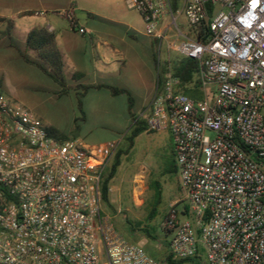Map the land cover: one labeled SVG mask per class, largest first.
Instances as JSON below:
<instances>
[{"label": "built area", "instance_id": "built-area-1", "mask_svg": "<svg viewBox=\"0 0 264 264\" xmlns=\"http://www.w3.org/2000/svg\"><path fill=\"white\" fill-rule=\"evenodd\" d=\"M124 3L157 52L164 44L197 67L199 99L175 90L166 63L145 117L148 130L170 135L195 223L170 211L162 223L170 259L201 253L206 264H264V0ZM60 15L85 33L71 8ZM118 144L54 140L0 93V264H172L125 240L100 209L101 177Z\"/></svg>", "mask_w": 264, "mask_h": 264}, {"label": "crops", "instance_id": "crops-1", "mask_svg": "<svg viewBox=\"0 0 264 264\" xmlns=\"http://www.w3.org/2000/svg\"><path fill=\"white\" fill-rule=\"evenodd\" d=\"M66 8L72 9L78 26L85 30L84 34L68 29L66 20L60 15ZM132 12L134 15L130 14ZM33 28H43L54 37L65 82V92L62 95L58 94L57 84L17 55L16 51L29 60L38 61L36 53L28 49L24 41L27 32ZM152 40L154 39L143 32L140 16L128 10L124 0H0V93L24 107L18 101L15 90L21 86L29 88L31 84L26 74L37 72L53 85L48 86L53 97L70 98L76 107L77 102H80V109L77 108L80 116L78 120L83 119L87 113L83 107L85 98L92 100L94 107L91 112L96 114L102 109L99 105L103 99L104 104L110 105L115 114L130 125L126 94L120 92L111 95L105 86L127 90L134 102L131 112L140 114L148 106L157 78L149 54ZM96 85L100 87H95ZM80 86H87V89L83 92ZM95 140L96 143H103L120 139ZM114 175L108 182V201L102 204L113 208L117 213L119 201L113 196ZM136 176L131 177V182ZM129 200L138 207V199L135 201L130 193ZM101 211L107 216L104 209ZM187 211L184 206L178 217L175 212L176 218L181 221L188 214ZM114 215L108 218L111 220ZM165 232L169 240L170 232Z\"/></svg>", "mask_w": 264, "mask_h": 264}, {"label": "rangeland", "instance_id": "rangeland-1", "mask_svg": "<svg viewBox=\"0 0 264 264\" xmlns=\"http://www.w3.org/2000/svg\"><path fill=\"white\" fill-rule=\"evenodd\" d=\"M130 14L134 15L133 12ZM177 21L180 31L187 34L183 17H178ZM156 58L159 64L169 63L172 66V62L181 57L172 50H166L164 44H161L158 52L156 51ZM26 76L31 86L16 88L18 101L44 125L57 130L67 139H75L86 144L96 143L95 139H120L116 149L121 152L120 165L112 181L115 188L113 196L119 201L118 212L104 206L101 201L100 209H104L107 217L115 214L110 221L125 240L140 246L152 258L164 260L167 254L168 235L163 231L162 223L170 211L173 209L178 217L181 209L187 207L188 214L182 219L195 227L184 193L179 187L177 173L174 171L172 141L167 130L147 129L133 139L130 149H126L123 136L129 124L124 123L110 105L104 104L103 99L99 105L102 109L96 114L91 112V108L94 107L92 100L85 98L83 107L87 113L83 119L78 120L80 116L76 105L70 98L53 97L48 88L49 85H53L48 79L37 72L27 73ZM10 85L13 87V84ZM196 93L200 94L198 88ZM148 113L149 108L146 106L136 116L145 120ZM112 158L102 175L106 173ZM135 174L137 176L132 183L131 177ZM129 193L135 201L138 199V207L130 202ZM180 264L206 263L200 253L195 259Z\"/></svg>", "mask_w": 264, "mask_h": 264}, {"label": "trees", "instance_id": "trees-1", "mask_svg": "<svg viewBox=\"0 0 264 264\" xmlns=\"http://www.w3.org/2000/svg\"><path fill=\"white\" fill-rule=\"evenodd\" d=\"M172 7L176 6L177 0H171ZM11 26V25H9ZM25 46L28 49L33 50L37 57L38 61L29 60L21 53L17 52L18 57L25 63L34 66L38 69L44 76L50 79L52 82L58 85L59 91L58 94L62 95L65 92V82L63 78V71H62V61L60 57V53L58 52L55 44H54V37L51 33L47 32L43 28H33L29 30L25 36ZM156 41L152 40L150 47H149V54L150 59L153 65V68L156 69L159 67V73L157 72V80L159 81L160 74L163 73L165 69V63L159 64L156 58ZM171 71L172 76L177 79V85H175V90L177 92L182 93L183 95L197 100L200 98V94L196 93L198 88V82L196 78L197 67L196 63L187 58H178L172 62ZM95 87H100L96 85ZM111 95H116L120 92L126 94L127 98V105L126 111L129 116L130 125L123 136L126 149H130L132 146L133 139L140 133L145 132L147 130L145 120L141 119L139 116L137 117L136 114L131 112V109L134 107L133 99L131 98L130 93L121 88L109 87L105 86ZM83 92L87 89V86H80L79 87ZM77 108L80 109V102H77ZM46 133L49 137L54 140L63 141L66 138L60 134L57 130L46 127ZM120 150H116L113 154L112 162L110 163L106 173L102 175L100 181V201L104 204L107 203V190H108V182L113 177L117 166L119 165V157H120ZM175 171V167H174ZM176 172V171H175ZM157 188V185L155 184ZM151 188V184H150ZM205 220V217H204ZM148 235V234H147ZM193 258H188L185 260H178L172 261L169 255H166L164 260L167 263L172 264H180L183 261H191Z\"/></svg>", "mask_w": 264, "mask_h": 264}]
</instances>
